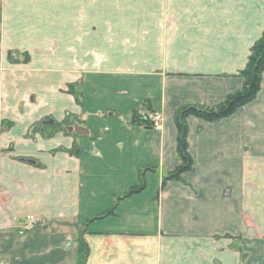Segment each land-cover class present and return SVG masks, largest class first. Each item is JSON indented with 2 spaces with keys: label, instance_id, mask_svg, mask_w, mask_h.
Returning a JSON list of instances; mask_svg holds the SVG:
<instances>
[{
  "label": "crops",
  "instance_id": "0c3cea01",
  "mask_svg": "<svg viewBox=\"0 0 264 264\" xmlns=\"http://www.w3.org/2000/svg\"><path fill=\"white\" fill-rule=\"evenodd\" d=\"M263 32L264 0H0V264H78L80 239L87 264H264V73L188 117L194 168L164 180L176 114L241 90Z\"/></svg>",
  "mask_w": 264,
  "mask_h": 264
},
{
  "label": "trees",
  "instance_id": "16d2710c",
  "mask_svg": "<svg viewBox=\"0 0 264 264\" xmlns=\"http://www.w3.org/2000/svg\"><path fill=\"white\" fill-rule=\"evenodd\" d=\"M264 73V34L262 38L256 42L252 48V54L249 62L241 72L245 79L244 86L241 90L230 94L224 102L216 107H205L197 105H186L182 107L176 114L175 123L177 127V150L181 158V163L172 172L168 173L165 181L181 180L182 175L194 168V160L189 152L188 134L189 127L187 119L190 116L202 119L207 122H216L224 118L230 117L237 112L238 109L253 102L261 91L262 77ZM73 88V86H72ZM73 90V89H72ZM132 121L137 124L145 125L134 113ZM148 169L140 172L139 184L132 187L126 194L118 198L121 201L124 198L140 194L145 187V173ZM110 210L104 216L112 215ZM89 256V247L87 243L80 239L79 243V262L78 264H87Z\"/></svg>",
  "mask_w": 264,
  "mask_h": 264
},
{
  "label": "built area",
  "instance_id": "2783aa9c",
  "mask_svg": "<svg viewBox=\"0 0 264 264\" xmlns=\"http://www.w3.org/2000/svg\"><path fill=\"white\" fill-rule=\"evenodd\" d=\"M137 118L146 126L155 130H161L163 127L164 116L158 110H150L146 107H139L135 112Z\"/></svg>",
  "mask_w": 264,
  "mask_h": 264
},
{
  "label": "water",
  "instance_id": "95a60500",
  "mask_svg": "<svg viewBox=\"0 0 264 264\" xmlns=\"http://www.w3.org/2000/svg\"><path fill=\"white\" fill-rule=\"evenodd\" d=\"M69 131L70 132H76L78 134H89V131L87 129H85L84 127H82L79 124H75L72 127H69Z\"/></svg>",
  "mask_w": 264,
  "mask_h": 264
},
{
  "label": "rangeland",
  "instance_id": "374dc122",
  "mask_svg": "<svg viewBox=\"0 0 264 264\" xmlns=\"http://www.w3.org/2000/svg\"><path fill=\"white\" fill-rule=\"evenodd\" d=\"M263 34H264V32H263ZM263 34H262V36H263ZM262 36L260 37V39L262 38ZM260 39H258L256 42H258ZM255 42V43H256ZM254 46V45H253ZM253 48V47H252ZM251 54H252V49H251V51H250V56H251ZM250 56L248 57V62H249V59H250ZM248 64V63H247ZM247 66V65H246ZM245 70V69H244ZM242 75V74H241Z\"/></svg>",
  "mask_w": 264,
  "mask_h": 264
}]
</instances>
